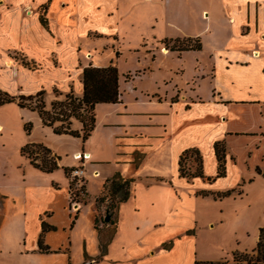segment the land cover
Segmentation results:
<instances>
[{
    "label": "crops",
    "instance_id": "obj_1",
    "mask_svg": "<svg viewBox=\"0 0 264 264\" xmlns=\"http://www.w3.org/2000/svg\"><path fill=\"white\" fill-rule=\"evenodd\" d=\"M42 18L46 21L45 26ZM123 34H129L128 38L133 35L132 39L125 40ZM256 36L260 43L251 42ZM174 39L193 43L199 39L201 46L198 49H178L169 42ZM80 40L89 41L97 47L99 42L103 44L104 41L111 46L114 42L118 45L116 49L126 46L131 53L129 66L125 67L127 57L118 50L113 52L109 61L92 59L87 62L84 55L78 57L79 54H74L81 50L78 47ZM61 45L73 49L70 63L63 60L66 58L60 50ZM82 46L85 47L84 44ZM89 49L84 48L87 55ZM13 51L20 52L31 62L41 63L42 60L46 63L29 68L10 56ZM61 63L68 66L64 68ZM110 63L118 70V100L94 105V126L85 140L81 136L54 133L52 127L42 124L37 111L17 105L26 114L25 119H30L33 125L27 134L28 143H40L61 157L67 152L65 148L59 150L43 138L34 137L33 129L39 126L44 137L65 142L72 154L77 151L86 154L87 158L77 166L81 169L85 190L88 183L85 176L89 175V171L90 176L98 174L95 177H99L100 183L115 173L131 177L135 181L133 189L136 182L144 177L143 169L171 163L173 159H167L166 153L173 155L172 136L178 131L180 141L186 133H190L193 145H203L206 149L213 148L216 141L224 140L226 154V139L230 136L264 135V18L261 21L259 16H252L245 2L0 0L2 90L25 96L43 90L47 99L45 95L43 98L49 103L71 91L80 98L83 93V69L89 65L102 67ZM70 71H74V75ZM253 105L260 112L258 126L252 128L248 122H236L242 108ZM70 120L72 129L81 133L82 123L75 118ZM212 152L215 157L214 148ZM181 153L174 151L177 175L172 173L167 182H154L147 186L146 201L152 204L155 197L166 195L165 202L175 201L177 208H186L182 199L189 196L183 186L187 181L178 174ZM230 157L233 159L232 155ZM104 164L114 165V172L102 174L100 167ZM84 167H88L89 171ZM145 177L165 178L161 174ZM201 190L215 192L226 189L212 190L204 185ZM178 192L179 196L176 195ZM209 196L199 195L195 197L196 202ZM126 202L129 199L123 203ZM137 202L143 205L145 201ZM141 205L135 203V206ZM195 215L194 211L189 218L191 224ZM94 227L99 237L106 228L101 222ZM195 237L192 238L195 240ZM190 243L186 248H176L173 243L169 250L161 251H151L148 246H143L137 252V261L194 264V247L191 248ZM105 253L101 257L87 254L86 258L91 259L92 264H99L106 257ZM222 253L220 249V255ZM124 255L130 256L128 253Z\"/></svg>",
    "mask_w": 264,
    "mask_h": 264
},
{
    "label": "rangeland",
    "instance_id": "obj_2",
    "mask_svg": "<svg viewBox=\"0 0 264 264\" xmlns=\"http://www.w3.org/2000/svg\"><path fill=\"white\" fill-rule=\"evenodd\" d=\"M240 1L245 2V5L250 8L252 16L257 15L261 21L263 20L264 0ZM143 3L149 5L148 2ZM123 35L125 40L132 39L133 36L130 35L128 38L129 34ZM258 39L256 36L251 42L260 43ZM79 42L78 47L81 50L74 54L77 56L79 54L78 57L84 55L87 62L92 59L109 61L113 52L118 50L127 57L125 67L129 66L131 53L126 46L116 49L118 45L114 42L112 46L107 45L105 41L106 44L99 42V47L86 40ZM83 44L85 47L82 46ZM182 44H193V41L184 40ZM61 46L60 50L66 58L63 60L70 63L73 49L71 46ZM84 48H90L88 55ZM10 56L22 64L20 58L23 55L20 52L13 51ZM48 58L51 59L50 56ZM44 62L35 61V65L43 66ZM61 66L66 68L68 64L61 63ZM70 74L74 75V71H70ZM4 91L16 96L22 94ZM43 95L46 98L47 95L45 93ZM38 99H33L32 105L37 104ZM71 99L72 103H70ZM74 99L75 96L71 91L68 97L62 96L51 103L43 98V103L46 110H53L61 117L64 113L71 111L73 104L77 103ZM55 101L63 102L61 105H55L53 109L52 103ZM242 109L239 120L236 122H248L254 128L260 118L259 108L253 105ZM75 112L88 126L91 111L86 107L84 110V106H81L75 108ZM25 115L16 103L0 106V264H85L88 262L92 264V260L86 258L87 254L94 257L100 256L101 245L107 242V251L105 249L106 253L104 252L106 257L98 262L99 264H149L150 262H153L150 264H156L158 260L148 263L145 260L137 261V252L143 246H148L151 251H161L164 249L162 244L171 240L176 248H186L191 242L195 260L228 259L231 261L234 250L250 252L255 247L256 232L259 227L264 226V176L262 174L264 135L239 134L227 138L226 175L223 178L213 179L216 173L213 148L206 149L203 145L199 147L193 145L190 133H186L182 141L177 138L179 131L177 134L174 133L171 148L173 155L166 153L167 159H173L171 163L160 164L158 168L150 165L143 169L144 177L136 182L129 202L120 204L112 214L108 212L111 215L110 220L104 222L107 199L102 198L99 202H93L96 196L102 195L103 183H100L99 177H95L98 174L90 176L88 167H84L86 171H89V175L85 176L88 180L85 190V182L81 174L75 175L73 170L66 176L61 167H67L64 164H71L77 168L80 159L75 158V154L82 152L77 151L72 154L65 142L44 137L38 126L33 129L34 137L43 138L59 150L61 148L67 150L62 157L58 155L59 167L52 172L40 171L20 153L21 146L28 143L29 138L23 125L30 123V131L33 126L30 119H25ZM72 118L64 121L63 126L69 122L68 126L72 129L70 120ZM60 124L59 121L54 122L56 126ZM260 136L262 138H259ZM149 149L150 146L147 147V151ZM188 149L199 151L204 178L186 179L187 182L183 186L189 196L182 199V202L185 201L186 208L183 206L177 208L178 203L175 201L165 202L166 195L155 197L152 204L146 201L147 186L154 182H167V178L172 176V173L174 176L177 175V156L174 151L176 153ZM28 152H32L33 156L38 155L37 159L44 155L42 150L35 147L28 148ZM231 155L233 159H230ZM196 157V154L191 152L186 155L182 163L185 172L191 173L195 170ZM112 167L114 165H102L101 173L112 174L114 172ZM153 174H161L165 178L157 180L154 177H145L153 176ZM207 178L211 179L207 180ZM204 185L212 190L234 188L235 191L222 200H213L210 195V198L196 202V198L199 197L198 192ZM237 191L240 193L238 194ZM176 195L179 196V192ZM141 200L145 201L142 202L143 205L137 202ZM135 203L141 206H135ZM193 210L197 218L195 217L191 224L189 218L194 214ZM94 216L97 219V225L101 222L106 227L100 237L94 227ZM42 223H45L44 232H42ZM191 229L193 232L186 234V231ZM40 234L42 245L49 247L47 252H40L38 249L37 241ZM194 236H196L195 240L192 238ZM220 249L223 251L221 255ZM125 253L130 256L125 257ZM108 258L113 261L111 262Z\"/></svg>",
    "mask_w": 264,
    "mask_h": 264
},
{
    "label": "trees",
    "instance_id": "obj_3",
    "mask_svg": "<svg viewBox=\"0 0 264 264\" xmlns=\"http://www.w3.org/2000/svg\"><path fill=\"white\" fill-rule=\"evenodd\" d=\"M42 24L45 26L46 21L42 18ZM190 42V40H186ZM172 43V47L178 49H188V48H200L201 44L199 39L194 40L193 44H182V41L179 39L170 40ZM21 62L25 66L29 68H35L36 65L34 62L27 60L24 57H21ZM82 83H83V93L80 98L75 97L77 103L72 106L71 111L68 113H64L61 117L59 114L55 113L53 110H46L43 103V90L38 91L34 95H11L6 91L0 88V106L6 103L14 102L19 107H26L31 110L37 111L41 122L45 126L52 127V130L56 134H70L72 136H81L83 140H85L89 135L94 126V115L93 108L96 103L99 102H116L118 100V70L117 67L110 63L107 66L96 67V66H87L83 69L82 73ZM68 97V94H66ZM35 98H39L38 103L32 105L31 101ZM74 99V100H75ZM63 101H55L53 102V109L55 105H61ZM72 99L70 103H72ZM84 106L91 111L90 115V123L87 126L82 118L79 117V114L75 112V108ZM70 117H73L79 120L82 123L81 133L78 130H72L69 128L68 123L63 126V122L67 121ZM55 121L61 122L59 126L54 125ZM24 130L28 134L31 129L30 123H25ZM35 147L43 151L44 155L40 156L37 159V156H33L32 152H28V148ZM214 154L216 157V173L213 179L221 178L226 175V147L224 140H218L213 145ZM191 152L196 154V168L193 172L187 173L182 168V163L186 155ZM20 153L25 155L30 164L43 172H52L53 170L59 167L58 161L59 156L53 154L49 148L40 144V143H26L20 148ZM63 171L66 176L69 175L71 171L75 169V167H63ZM260 173V171H258ZM178 174L180 177H184L186 179H191L195 177L204 178L203 170H202V159L199 151L197 149H188L181 153L178 159ZM264 176V171L262 172ZM211 178H207L210 180ZM134 179L131 177H123L119 173H115L111 177L107 178L102 184L101 194L98 195L95 199V202H99L102 198L107 199V211L112 214L115 210H117L118 206L127 201L131 196L132 192V183ZM235 191L234 188L227 189L225 191H215L209 192L205 190H201L198 192L199 195L206 196L211 195L214 199H223L225 197H229ZM239 194L240 191H237ZM107 197V198H106ZM97 219H94V225L97 226ZM42 232L46 230L45 223H42ZM193 230H187L186 234L192 233ZM42 234V233H41ZM38 238L37 244L40 252H47L49 250L48 246H43L41 242V235ZM108 243V242H107ZM101 245L102 254H104L106 245ZM173 245V241L164 242L162 247L166 250H169ZM194 264H264V226L258 228V238L255 244V247L252 248L250 252L247 251H238L234 250L232 252L231 261L228 259L223 260H195Z\"/></svg>",
    "mask_w": 264,
    "mask_h": 264
},
{
    "label": "built area",
    "instance_id": "obj_4",
    "mask_svg": "<svg viewBox=\"0 0 264 264\" xmlns=\"http://www.w3.org/2000/svg\"><path fill=\"white\" fill-rule=\"evenodd\" d=\"M75 158L80 159V161H82L83 159L87 158L86 154L84 153H77L75 154ZM74 174H81V169L79 167L74 169Z\"/></svg>",
    "mask_w": 264,
    "mask_h": 264
},
{
    "label": "water",
    "instance_id": "obj_5",
    "mask_svg": "<svg viewBox=\"0 0 264 264\" xmlns=\"http://www.w3.org/2000/svg\"><path fill=\"white\" fill-rule=\"evenodd\" d=\"M110 217H111V215H110L108 212H106V214H105V216H104V218H103V221H104V222H109ZM85 264H91V263L88 262V263H85Z\"/></svg>",
    "mask_w": 264,
    "mask_h": 264
}]
</instances>
